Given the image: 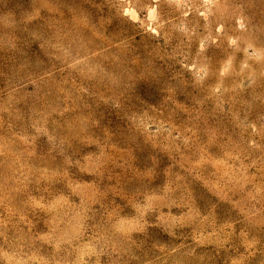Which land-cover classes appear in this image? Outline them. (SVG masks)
Here are the masks:
<instances>
[{
    "label": "rangeland",
    "instance_id": "obj_1",
    "mask_svg": "<svg viewBox=\"0 0 264 264\" xmlns=\"http://www.w3.org/2000/svg\"><path fill=\"white\" fill-rule=\"evenodd\" d=\"M0 264H264V0H0Z\"/></svg>",
    "mask_w": 264,
    "mask_h": 264
}]
</instances>
